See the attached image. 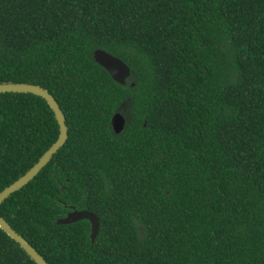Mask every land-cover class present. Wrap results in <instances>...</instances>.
Returning a JSON list of instances; mask_svg holds the SVG:
<instances>
[{
  "label": "trees",
  "instance_id": "16d2710c",
  "mask_svg": "<svg viewBox=\"0 0 264 264\" xmlns=\"http://www.w3.org/2000/svg\"><path fill=\"white\" fill-rule=\"evenodd\" d=\"M2 83L46 89L65 118L0 204L48 264H264V0H0ZM57 136L45 100L0 93V192ZM72 210L94 240L57 223ZM0 264L35 263L0 229Z\"/></svg>",
  "mask_w": 264,
  "mask_h": 264
},
{
  "label": "water",
  "instance_id": "95a60500",
  "mask_svg": "<svg viewBox=\"0 0 264 264\" xmlns=\"http://www.w3.org/2000/svg\"><path fill=\"white\" fill-rule=\"evenodd\" d=\"M93 59L108 73L113 81L119 84H125L126 79L130 75V70L123 61L102 49H96L93 52ZM0 93H30L41 97L52 110L58 125V136L51 147L43 153L37 163L34 164L24 175L0 192L1 204L9 195L26 185L39 173V171L51 160L52 156L64 145L68 133L64 115L54 97L46 89L29 83H2L0 84ZM124 123L125 120L119 113H115L110 121L114 133H119L123 129ZM83 219L89 221L91 229L90 238L91 240H94L98 233L99 223L97 217L91 212L72 210L64 218L58 220L57 223L69 224ZM0 229L9 238L15 241L35 264H48L43 257L21 235L14 231L1 216Z\"/></svg>",
  "mask_w": 264,
  "mask_h": 264
}]
</instances>
